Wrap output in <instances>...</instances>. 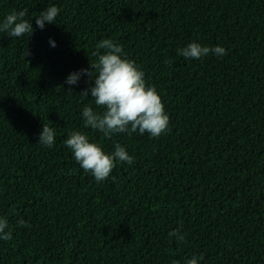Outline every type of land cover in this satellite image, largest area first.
Listing matches in <instances>:
<instances>
[{
  "label": "trees",
  "instance_id": "obj_1",
  "mask_svg": "<svg viewBox=\"0 0 264 264\" xmlns=\"http://www.w3.org/2000/svg\"><path fill=\"white\" fill-rule=\"evenodd\" d=\"M49 5L59 15L41 29ZM25 9L31 37L0 32V216L13 233L0 264H264V0H0V22ZM108 38L156 85L167 133L83 127L85 105L102 111L79 94L94 81H65ZM193 41L227 55H177ZM44 123L52 147L38 143ZM76 130L134 162L97 182L64 144Z\"/></svg>",
  "mask_w": 264,
  "mask_h": 264
},
{
  "label": "clouds",
  "instance_id": "obj_2",
  "mask_svg": "<svg viewBox=\"0 0 264 264\" xmlns=\"http://www.w3.org/2000/svg\"><path fill=\"white\" fill-rule=\"evenodd\" d=\"M60 9L55 5H49L37 15L36 25L43 29L45 22H56ZM27 9L12 11L0 22V32L7 33L9 37H21L34 32L33 24L26 19ZM54 47L56 42L50 40ZM103 50V52H101ZM227 55L226 49L217 44L209 47L199 42H191L186 47L177 49V55L185 59H199L208 55ZM24 55H30L27 49ZM97 60H90L87 68L74 71L66 78L68 85L78 84L82 76H87L89 82L94 81L90 88H85L81 93L85 98L89 92L97 108L85 105L82 110L83 127L99 131L104 137L113 133H148L151 137H160L169 129L170 117L165 111L162 97L156 85H149L145 80V73L137 63L128 58L123 46L114 42L111 38L103 39L96 45L92 53ZM63 87L60 85L58 88ZM68 90H72L69 88ZM55 129L44 123L38 143L47 147L55 144ZM64 144L72 151L76 162L85 172H90L97 182L109 178L117 162L131 165L134 157L126 150L125 146L115 145V150L108 153L97 142H90L86 132L76 130L69 133ZM115 180V177H112ZM20 226L30 227L26 221L20 219ZM9 223L6 217L0 216V240L11 241L13 233L8 229ZM182 228V225H181ZM169 237H175L177 242H185V234L180 228L169 232ZM203 256L193 255L186 264H199ZM172 264H180L172 261Z\"/></svg>",
  "mask_w": 264,
  "mask_h": 264
}]
</instances>
